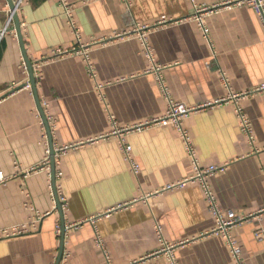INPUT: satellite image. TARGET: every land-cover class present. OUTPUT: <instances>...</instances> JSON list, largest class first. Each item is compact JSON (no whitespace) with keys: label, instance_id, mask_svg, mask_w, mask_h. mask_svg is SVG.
Wrapping results in <instances>:
<instances>
[{"label":"crops","instance_id":"obj_1","mask_svg":"<svg viewBox=\"0 0 264 264\" xmlns=\"http://www.w3.org/2000/svg\"><path fill=\"white\" fill-rule=\"evenodd\" d=\"M68 1L78 3L76 19L82 43L91 45L95 77L80 54L50 59L55 50L77 45L58 0L23 1L18 18L25 51L16 24L0 34V230L44 215L37 231L0 239V264H57L62 234L56 228L63 222L59 264H169L158 253L157 224L179 264H236L226 241L212 234L216 222L202 185L168 189L194 177L196 162L201 169H222L208 179L209 187L222 209L250 219L232 230L244 264H264L260 16L250 6L233 5L235 0H198L218 7L206 17V38L188 20L190 0H131L129 8L121 0ZM8 5L0 0V33ZM136 25L150 28L169 97L194 109L184 127L195 158L176 129L148 125L165 115L168 98L149 72L138 36L125 34ZM26 58L36 95L32 85L26 87ZM237 107L251 122L253 142ZM123 146L131 148L130 159ZM61 147L69 149L58 153Z\"/></svg>","mask_w":264,"mask_h":264},{"label":"built area","instance_id":"obj_2","mask_svg":"<svg viewBox=\"0 0 264 264\" xmlns=\"http://www.w3.org/2000/svg\"><path fill=\"white\" fill-rule=\"evenodd\" d=\"M23 1L24 0H14L13 1L14 8L8 5L6 26L1 31L0 34L4 35L6 32L11 31L13 29L14 24H15V15H18V12L20 8L22 7ZM88 1H91V0H85L83 1V3H86ZM121 1L124 2L128 6V8L131 6V0H121ZM190 1L192 2V5H193V14L191 18H189L188 20L195 21L198 24L201 31L204 33V36L208 38L209 32L206 26V17L210 15L211 13H213L218 7H206V6L200 5L198 0H190ZM58 4L61 7L63 16L65 17L68 23V26L76 39L77 45L75 48H73L70 51H66L62 49L55 50L50 59L55 60V59H60V58L73 55V54H80L83 56L84 61L86 62L88 74L92 77H95L96 76L95 67L90 58L91 45H84L82 43L81 28L76 19V11L78 7V3H71L68 0H58ZM233 5H236V6L247 5V6L252 7L256 11V13L260 16L263 22V25H264V0H235ZM163 22H166V21H163ZM149 31H150L149 27H142V26L136 25L132 30L125 33L126 35L136 34L138 36L141 42L143 54L145 55V57L148 59L150 63L149 72H153L156 75L158 82L162 86V89L168 98V108H167L165 115L161 118L152 120L148 125L171 126L174 129H176L180 133L184 143L188 147L189 153L191 154L192 157L195 158V152L191 147L188 131L184 127L185 119L190 115L191 112L194 111V109H190L185 104L174 101L173 99L169 97L167 88L164 85V81H163V76H162L163 67L156 62L154 48L148 39L147 33ZM48 60L49 59H46V61ZM36 64L37 66H39V63H36ZM24 71L26 73H28L29 71L26 63H24ZM30 82L27 81L26 83V87L28 89L31 88ZM222 83L230 91L229 97L233 100H237L240 95L234 94L231 91L230 84L227 78L222 77ZM261 90H264V86H262ZM237 112L241 119V125H242V130L244 134L248 137V139L251 142H253V130H252L251 122L243 116L242 111L239 107H237ZM122 148H123V151L126 153V156L130 159L131 148L128 146H123ZM68 149L69 147H61L57 151L58 153H65L67 152ZM45 164L47 166L50 165V157L46 159ZM133 169L136 172L138 171V167L134 164H133ZM220 170H222L220 167H215V166L209 167L207 169H201L198 163L196 162V174L194 175V177H192L191 179H187L185 181L179 182L177 184H172L168 187V189L173 190L176 188H183L188 183L199 182L203 187L206 201L208 203L209 209L211 213L213 214V217L216 222V227L215 229H213L212 234L220 235L226 241V243L231 249L232 256L236 264H244V260L242 257V249L240 245L238 244V242L232 236V230L236 226L246 221H249L250 219L245 216H239L233 211L224 210L217 204L215 195L209 187L208 179ZM37 171L38 169L35 168V169L27 171V174L30 175ZM57 176H61V174L58 173ZM3 181H5V179L3 175L0 174V183ZM56 192H57V189H56ZM43 218H44V215H38L30 219L24 225L12 227L10 229L0 230V239L11 238V237L35 232L39 229V224ZM155 230H156V234L158 237V241L161 246V249L158 251V253L165 254L166 257L168 258L169 264H179L175 256V246L168 244V242L164 238L162 227L157 224L155 227ZM56 231L58 235H61L62 226L57 225ZM262 234H263L262 231H258L256 233V236L261 237ZM98 244L102 246V243L99 237H98ZM68 257H69V253H66L64 256V260H67Z\"/></svg>","mask_w":264,"mask_h":264},{"label":"water","instance_id":"obj_3","mask_svg":"<svg viewBox=\"0 0 264 264\" xmlns=\"http://www.w3.org/2000/svg\"><path fill=\"white\" fill-rule=\"evenodd\" d=\"M9 1V4L12 8H14V5H13V2L12 0H8ZM15 24H16V30L18 32V38L20 40V43H21V46L22 48L24 49L25 51V45H24V41H23V35H22V31H21V25H20V21H19V18H18V15H15ZM26 64L28 66V69H29V73H30V80H31V85L33 87V90L35 92V95H36V80H35V77H34V72H33V69H32V64L31 62L28 60V58H26ZM41 115L43 117V120H44V123H45V126L47 128V131H48V134H49V137H51V131H50V128H49V125H48V122L46 121V117H45V114L43 112V110H41ZM51 158H52V166H53V169H52V177L54 179L55 177V171H54V148H53V145L51 144ZM55 194H56V198H57V203H58V209L59 211H62V206L58 200V196H57V192H56V189H55ZM64 238H65V224L63 222L62 224V248H61V253H60V257H59V260H58V263H60L61 261V256H62V253H63V250H64Z\"/></svg>","mask_w":264,"mask_h":264}]
</instances>
